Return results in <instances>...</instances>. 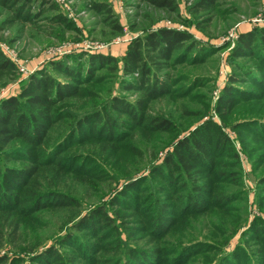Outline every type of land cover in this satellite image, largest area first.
Listing matches in <instances>:
<instances>
[{"label":"trees","instance_id":"16d2710c","mask_svg":"<svg viewBox=\"0 0 264 264\" xmlns=\"http://www.w3.org/2000/svg\"><path fill=\"white\" fill-rule=\"evenodd\" d=\"M20 1L0 0V6L16 15ZM142 1L155 10L177 12L175 0ZM214 5L215 0H197L191 12ZM95 9L110 12L104 4ZM19 17L32 23L23 14ZM61 20L56 17L52 23L60 25ZM112 25L121 32L116 22ZM239 39L238 57L255 56V36ZM198 45L187 33L149 31L127 45L120 67L116 58L104 54L84 53L69 64L52 62L49 67L63 80L45 67L24 80L16 96L0 101V264L217 263L219 250L184 244L191 235L184 230L186 216L205 207L219 209L222 231L226 225L234 230L241 225L230 205V185L237 177L232 174L226 184L219 181L228 176L229 156L238 157L216 123L202 122L146 177L131 180L145 165L148 149L155 159L163 149L156 143L172 137L171 115L153 113V105L191 93L185 86L169 90L164 78L173 76L162 73L173 63H195ZM15 70L0 52V84L14 79ZM120 71L127 78L126 90L137 94L134 102L113 92ZM219 107L231 111L229 98ZM106 154L113 155L111 170L96 171V162ZM128 161L132 169L121 174ZM108 179L122 181V187L104 205H90L94 195H103L98 186ZM123 236L134 246L124 243ZM243 238L264 264V222L258 221ZM46 241H51L48 247ZM241 256L239 264L246 263L248 256ZM229 262L235 263L231 256L218 264Z\"/></svg>","mask_w":264,"mask_h":264},{"label":"rangeland","instance_id":"374dc122","mask_svg":"<svg viewBox=\"0 0 264 264\" xmlns=\"http://www.w3.org/2000/svg\"><path fill=\"white\" fill-rule=\"evenodd\" d=\"M175 1L176 13L155 10L142 0H21L16 7L21 11L16 15L9 8L0 6V52L16 68L15 78L0 84V101L16 96L20 84L45 67L63 80L61 74L49 67L52 62L69 64L84 53L104 54L116 58L120 67L127 45L147 32L168 29L187 33L201 50L195 56V63H173L162 74L173 76L171 81L164 78L172 92L185 86L191 93L185 97L175 96V99L165 98L153 105V113L171 115L172 137L156 143V147L163 149L158 151L155 159H152V149H148L145 165L140 164L139 172L131 180L146 177L149 168L160 164L179 139L202 122L213 121L229 140L230 152L238 157L235 161L229 156L225 165L228 176L219 181L226 184L232 174L236 175L237 183L230 185L234 192L230 205L232 215L241 218V225L236 230L226 225V230L222 231L218 227L221 223L219 209L205 207L186 216L184 230L191 235L184 244L219 250L218 261L231 256L235 262L232 264H239L244 252L249 258L244 264H262L261 258L257 260L258 253L243 237L258 221L264 222V46L261 45L264 0H215L211 10L200 13L191 12L197 0ZM100 4L110 10L109 14L95 9ZM22 14L32 23L19 20ZM56 17L62 19L60 25L52 23ZM112 22L121 27L120 33L113 29ZM248 34L255 36L256 55L238 57L239 37ZM118 77L121 79L113 92L134 102L137 94L126 90L124 82L127 78L122 77V71ZM128 79L132 80L131 77ZM231 81L233 86H229ZM227 88L229 95L224 94ZM228 98L232 107L229 112L228 107H219ZM123 134L121 138H124ZM112 157L103 155L94 169L110 171ZM121 164L118 162L117 166ZM125 164L121 165V174L132 169L129 161ZM113 180L99 185L98 190L103 195H94L87 202L93 206L108 202L123 184ZM211 233L213 239L209 238ZM123 240L130 247L134 246L125 236ZM50 244L51 241H46L45 246ZM138 246L142 247V243Z\"/></svg>","mask_w":264,"mask_h":264}]
</instances>
